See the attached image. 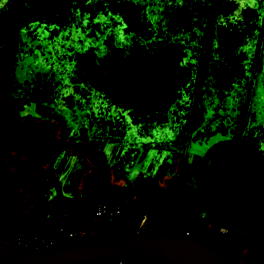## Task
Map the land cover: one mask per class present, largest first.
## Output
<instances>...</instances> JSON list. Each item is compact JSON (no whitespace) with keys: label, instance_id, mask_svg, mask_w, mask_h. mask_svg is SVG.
Wrapping results in <instances>:
<instances>
[{"label":"trees","instance_id":"trees-1","mask_svg":"<svg viewBox=\"0 0 264 264\" xmlns=\"http://www.w3.org/2000/svg\"><path fill=\"white\" fill-rule=\"evenodd\" d=\"M99 1L109 14L117 18L114 25L109 26L104 14L95 12L87 4L88 0H38L35 4L25 5L13 0L1 11L0 141L6 148H0V182L19 156L33 166L30 172L32 174L49 166L60 154L66 156V151L70 150L69 165L74 164L75 158L79 156V152L74 150L75 142L63 133L58 135L56 123L19 117L20 104H11L17 85L14 77L20 75L14 71L18 52L25 44L23 38L26 30L36 24L61 29L76 23L81 26L85 21L89 23L88 27L94 30L98 44L96 50L92 46L83 55H93L95 52L99 63L102 56L109 57L103 68L110 65L118 67L119 62H123L124 81L128 83L132 78L125 93L134 96L136 101L144 97L142 103L145 101L165 116H175L177 111L183 112L197 98L202 99L200 103L206 102L210 108L222 104L227 105L228 110L233 109L235 105L230 101L246 100L252 88H257L263 44L262 35L258 36V32L263 15L256 9L243 8L235 0ZM98 45L103 51H97ZM49 85L56 92V84ZM58 94L56 92V97H59ZM98 96L97 94L96 102ZM122 107L124 106L111 113L106 109H90L86 114L91 120L97 119L99 127L112 141L125 140L120 134H127L131 137L129 141L132 144L133 138L141 140V137L136 138L137 133L131 131V128L122 132L105 127L109 124L117 125L116 120L125 118V113L121 112L125 107L124 110ZM134 109H137L136 106ZM127 111L130 113V120L134 121L133 113ZM146 118L144 116L143 120ZM84 135L85 132L82 131V140ZM154 138L157 135L148 130L143 141H154ZM245 143L241 144L238 139L229 143H216L202 156L204 163L210 166L215 165L222 153L230 151V167L225 180H220L214 191L211 233L206 240L221 252L227 247L228 238L264 247V161L258 160L256 153L251 151V144ZM178 159L179 156L176 155L175 162ZM107 163L104 157L99 158L95 165H100L102 172L90 171L88 180L89 186L101 201H109L114 189L119 186L115 183L113 169ZM193 173H196V167ZM24 174L28 172L18 174V184ZM182 175L173 174L167 190L161 192L158 198L152 196L157 187L156 181L140 188L138 194L142 193L139 195L141 200L137 203L135 199L129 210L132 216L138 218V225L131 229L140 228L139 221L144 216H147L145 223L155 216L147 230L166 232L160 222L168 220L173 227L168 232L184 233L174 222L180 213V223L186 224L189 221L191 190L185 196L182 212L179 207L181 189L185 185L177 187V177L186 181V176ZM201 192L203 193L202 190ZM8 193L9 197L13 196L15 186L9 187ZM7 225L21 228L42 224L36 215L23 214L21 205L12 203L7 198L0 207V226ZM221 227L227 228V234L222 236V240L219 236ZM104 261L108 260L92 264ZM109 261L116 262V259ZM261 264H264L263 259Z\"/></svg>","mask_w":264,"mask_h":264},{"label":"rangeland","instance_id":"rangeland-1","mask_svg":"<svg viewBox=\"0 0 264 264\" xmlns=\"http://www.w3.org/2000/svg\"><path fill=\"white\" fill-rule=\"evenodd\" d=\"M12 1L0 0V13ZM37 1L16 0L23 5L35 4ZM87 4L95 12L104 14L109 26L117 22V18L105 10L101 1L88 0ZM85 22L81 26L76 23L61 29H57V26L36 24L26 30L23 38L25 44L19 50L14 65L15 74L20 75L14 77L17 85L11 104H20L19 117L44 119L56 123L58 135L63 133L74 141V150L79 152V156L75 158L74 164L69 165L70 150L66 151V156L60 154L49 166L40 168L37 174L29 175V179L21 184L23 186L19 188V192L25 191L26 197L33 195L38 200L43 199L44 193H50L46 200L47 204L42 205L40 202L39 206L45 207L46 210L55 209L54 212L62 213V217L59 215L56 222L52 217L54 219L50 223H41L48 228L46 236L51 235L53 228L73 227L72 224L78 223L80 219L86 221L85 219L91 215L95 201L98 200L88 180L90 171L102 172L100 165L95 164L99 158L104 157L109 168L113 169L115 183L119 185L114 194L118 196V202L123 207V215L113 222L97 219L89 225L86 233L111 226L116 229H131L138 225V218L132 216L129 210L135 199L137 203L141 200L139 195L142 193L138 194L140 188L145 187L146 183L156 181L157 187L152 196L158 198L161 192L167 190L172 175L182 173V177L186 176V181L177 177V187L185 185L180 188L182 198L179 207L182 212L186 202L185 196L191 190L189 221L186 224L180 223V213L174 222L182 229L189 227L191 235L208 240L211 233L214 191L216 184L220 180H225L230 167L228 161L230 151L222 153L215 165L210 166L204 163L202 156L211 145L238 139L241 144L244 142L251 144V151L256 153V158L264 161V104L259 105L258 109L254 104L258 89L253 87L246 100L239 98L240 100L236 102L230 101L235 105L233 109L228 110L227 105L222 104L210 108L206 102L200 103L202 99L197 98L196 101L190 102L189 108L183 112L177 111L175 116H165L145 101L142 103L144 97L136 101L134 96L125 93L132 78L128 83L124 81L123 62H119L118 67L110 65L103 68L109 57L102 56L99 63L95 52L93 55L92 53L83 55V52L92 46L93 50H96L98 44L94 30ZM98 48V52L103 51L100 45ZM47 82L56 84L59 97H56V92ZM260 101L258 97L256 103ZM120 106L125 107V110L122 107L124 111H121L125 113V118L116 120L118 124L114 125L115 127L111 124L105 127L122 132L131 128V131L137 133L136 138L141 137V140L133 138V143L130 144L131 137L120 134L125 140L114 142L112 138H108L101 126L99 127L97 119L91 120L86 114L90 109L96 108L106 109L111 113ZM134 106L137 109L133 110ZM127 110L133 113L134 121L130 120V113H127ZM144 116H147L145 120ZM148 130L157 135V138L144 142ZM82 131L85 132L83 140L80 138ZM181 137L184 139L180 140ZM0 148H6L2 141ZM176 155L179 159L175 162ZM15 164L13 168L17 170V175L8 181L0 182V207L7 198L10 200L13 198L8 196V188L19 185L18 174L22 171L30 173L33 167L24 161L22 156L16 159ZM1 171L0 159V173ZM32 176H36L34 182L31 181ZM49 178H52L51 182L55 188L47 184ZM64 213L66 215H63ZM38 220L40 223L41 218L38 217ZM160 223L164 230L170 231L173 228L171 221ZM17 230L16 227L8 228L6 234L13 235ZM219 236L222 240V235ZM0 241L8 243L2 236ZM226 242L227 247L223 253L238 264H261L262 259L264 260L263 246L229 238ZM95 264L116 263L108 260Z\"/></svg>","mask_w":264,"mask_h":264},{"label":"water","instance_id":"water-1","mask_svg":"<svg viewBox=\"0 0 264 264\" xmlns=\"http://www.w3.org/2000/svg\"><path fill=\"white\" fill-rule=\"evenodd\" d=\"M102 227L55 246L18 248L0 241V264H92L125 258L138 264H237L193 235Z\"/></svg>","mask_w":264,"mask_h":264},{"label":"built area","instance_id":"built-area-1","mask_svg":"<svg viewBox=\"0 0 264 264\" xmlns=\"http://www.w3.org/2000/svg\"><path fill=\"white\" fill-rule=\"evenodd\" d=\"M123 215V207L115 199L109 201L96 200L92 210L91 218L83 221L78 225L69 228L57 227L51 230V235L46 236L45 233L48 231L44 225L40 226H26L18 228L17 232L13 235L6 234V230L11 228L10 225L0 226V236L5 237L9 245L18 248H37V247H48L62 244L63 242L73 240L83 234H86L89 229V225L97 219H104L105 221H114L119 219ZM147 216H144L140 221L139 225L145 224ZM184 234L191 235L189 227L183 229ZM49 234V233H48ZM227 228L221 227L219 229V235H226ZM6 243V244H8ZM116 264H138L132 260L125 258H117Z\"/></svg>","mask_w":264,"mask_h":264},{"label":"crops","instance_id":"crops-1","mask_svg":"<svg viewBox=\"0 0 264 264\" xmlns=\"http://www.w3.org/2000/svg\"><path fill=\"white\" fill-rule=\"evenodd\" d=\"M14 166H12V168L9 170V172L7 173V175L5 176V178L3 179L4 182L5 181H8V179H12L17 174V170H15L13 168ZM29 175H32V173L31 174L30 173L24 174V177L21 180V182L19 183V185H16L15 186V194L12 196L13 198L10 201L12 203H15L16 202V203L20 204L21 207H22V213L23 214H25V215L34 214V215L37 216V218L40 217L41 218V222L40 223H42V224L43 223H46V222L47 223H50L54 218H55L54 222H56L57 219H58V217H59V215H60V218L62 217V213L54 212L55 209H52V210H48L47 209L46 210V209H44L45 207H42V206L40 207L39 206L40 202H41L42 205H46L47 204L46 200L48 199V196L50 194L49 192H46V193L43 194V199L42 200H38V198L35 197V196H33V195H30L29 197H26L25 196V191L19 192V188L23 186V185L21 186V184L23 182L25 183V180L27 178L29 179ZM31 178H32L31 181H33V182L36 180V176H34V177L32 176ZM51 179L52 178H49L48 179L47 184L50 185L51 188L52 187L55 188V185L52 184ZM117 187H119V186H117ZM115 189H114V191H115ZM117 195H119V194H117ZM111 199H115L117 201L118 200V196H116V194H114V192H113V195H112V198ZM53 206L54 205H52V208H53ZM63 215H66V213H64ZM52 217H54V218H52ZM87 218L85 220H89L91 218V215L89 217H87ZM59 220H61V219H59ZM83 221H84V219H80L78 223H74V224H72V226H74L76 224L78 225L79 223H81Z\"/></svg>","mask_w":264,"mask_h":264},{"label":"flooded vegetation","instance_id":"flooded-vegetation-1","mask_svg":"<svg viewBox=\"0 0 264 264\" xmlns=\"http://www.w3.org/2000/svg\"><path fill=\"white\" fill-rule=\"evenodd\" d=\"M235 2L237 3V5L240 4V6H242L243 8H246V7L254 8L257 11L261 12V14L263 15V17L260 20L262 27H261L260 31L258 32V36L260 34V35H262V38H263V44L261 47L262 56H261V61H260L261 70H260L259 79H257L258 93L256 94V101H257L258 97L261 99V101L258 103H256V101H255V106H257V109H258L259 105L263 106V104H264V0H235ZM261 111H263V110H260V112Z\"/></svg>","mask_w":264,"mask_h":264}]
</instances>
